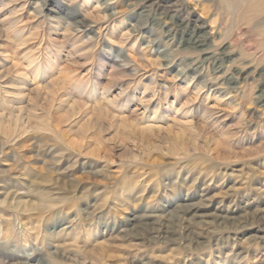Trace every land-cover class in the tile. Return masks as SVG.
<instances>
[{
    "label": "rangeland",
    "instance_id": "rangeland-1",
    "mask_svg": "<svg viewBox=\"0 0 264 264\" xmlns=\"http://www.w3.org/2000/svg\"><path fill=\"white\" fill-rule=\"evenodd\" d=\"M219 5L0 0V264H264V40ZM202 188L239 222L122 232Z\"/></svg>",
    "mask_w": 264,
    "mask_h": 264
},
{
    "label": "bare ground",
    "instance_id": "bare-ground-1",
    "mask_svg": "<svg viewBox=\"0 0 264 264\" xmlns=\"http://www.w3.org/2000/svg\"><path fill=\"white\" fill-rule=\"evenodd\" d=\"M221 5V10H229V11H239V15L242 18L240 21H242L241 24L249 26L252 30L254 35H257L258 37H263L264 40V0H219ZM245 33V32H244ZM264 44V41H262ZM262 46V45H260ZM264 48V47H263ZM192 93L196 96L200 95V91L194 89ZM217 122V121H216ZM201 193L198 195L200 202H190L183 201L179 202L175 209L172 210V208H167L163 214H159L160 221L157 220V215L150 212V210H145L144 214H135L130 213L128 217L125 219L127 222V227L123 228V233L128 232H137L144 226H151L157 225L159 223H162L163 225H166L167 222L173 220L175 218L174 213L180 212L182 209H184L183 213L188 214L190 216V219H197L198 222L203 223L205 225L210 224H225L227 225H233L236 222H239L241 219L240 216L232 214V212H228V210H224L223 207H220V202L217 203V198L214 197H207L206 189L202 188ZM195 196V195H194ZM194 198V197H193ZM184 202V204H183ZM187 202V203H186ZM218 205V206H217ZM179 209V210H177ZM181 209V210H180ZM247 213L246 211L242 210L241 213ZM262 214V211H260L259 215ZM241 215V214H240ZM197 222V223H198ZM244 229H248L245 228ZM154 233L156 235L162 234L155 228H152ZM257 231L259 235L256 236V239H259L261 241H264V224L257 226ZM153 233V234H154Z\"/></svg>",
    "mask_w": 264,
    "mask_h": 264
}]
</instances>
